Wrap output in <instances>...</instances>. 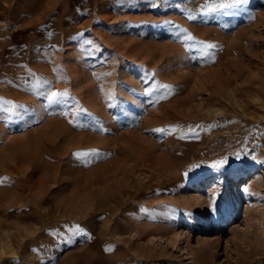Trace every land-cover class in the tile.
<instances>
[{
    "label": "rangeland",
    "instance_id": "rangeland-1",
    "mask_svg": "<svg viewBox=\"0 0 264 264\" xmlns=\"http://www.w3.org/2000/svg\"><path fill=\"white\" fill-rule=\"evenodd\" d=\"M219 3L0 0V264H264V0Z\"/></svg>",
    "mask_w": 264,
    "mask_h": 264
},
{
    "label": "snow or ice",
    "instance_id": "snow-or-ice-1",
    "mask_svg": "<svg viewBox=\"0 0 264 264\" xmlns=\"http://www.w3.org/2000/svg\"><path fill=\"white\" fill-rule=\"evenodd\" d=\"M245 3V0H231V3H219L218 5H215V7L213 8H209V11H214V10H224V9H229V8H232V7H235V6H238V5H241ZM191 18V17H189ZM189 40L192 39V37H188ZM206 48H212L214 47V45H211V44H206L205 45ZM164 87H167V86H164ZM66 96L67 93H58V92H51L50 95H48L47 99L49 100L50 103H55V102H58V98L61 97V96ZM0 111H3V109H0ZM95 153H77L75 155L77 156H88V155H93Z\"/></svg>",
    "mask_w": 264,
    "mask_h": 264
},
{
    "label": "bare ground",
    "instance_id": "bare-ground-1",
    "mask_svg": "<svg viewBox=\"0 0 264 264\" xmlns=\"http://www.w3.org/2000/svg\"><path fill=\"white\" fill-rule=\"evenodd\" d=\"M58 131V130H57ZM50 133V132H49ZM55 135V134H54ZM58 137V136H57ZM53 138V137H52ZM38 151V150H37ZM36 151V152H37ZM39 154H40V152H39ZM38 154V155H39ZM44 240V239H43ZM29 242V241H28ZM40 243V242H39ZM50 245V244H49ZM1 247H2V244H1ZM11 248V247H10ZM38 252V251H37ZM15 253V252H14ZM37 257V256H36ZM79 257V256H78ZM27 261V260H26ZM72 264H92L91 263V260L90 261H88V259L86 260L85 258H83V259H80V260H76V261H74Z\"/></svg>",
    "mask_w": 264,
    "mask_h": 264
}]
</instances>
